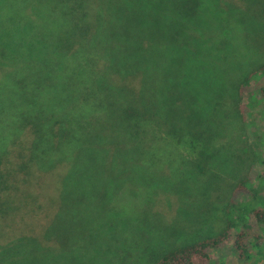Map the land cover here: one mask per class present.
<instances>
[{
  "label": "trees",
  "instance_id": "16d2710c",
  "mask_svg": "<svg viewBox=\"0 0 264 264\" xmlns=\"http://www.w3.org/2000/svg\"><path fill=\"white\" fill-rule=\"evenodd\" d=\"M203 1L124 0L113 15L123 24L141 16L150 24L165 18L172 31L153 53L136 47L126 57L127 40L87 36L91 25L76 19L84 17L83 0H6L0 18L3 37L25 30L38 46L25 52L11 47L23 41L19 35L0 41V195L8 201L0 203L1 214L14 210L6 207L18 198L19 208L28 205L31 179L44 182L62 168L56 214L74 216L72 237L84 241L89 231L88 240L101 238L108 245L116 238L125 244L120 235L135 232L133 240H144L139 258H148V264H210L211 252L231 240L238 257L245 258L250 234L243 225L232 235L238 228L232 214L237 208L245 212L247 205L230 203L218 215L208 204L219 177L206 175L209 161L219 155V169L232 168L231 157L220 151L224 145L215 147L212 140L216 128L211 114L218 110L208 95L218 80L204 73L212 67L208 60L197 57L217 52L212 50L217 45L200 37L191 42L199 53L190 52L186 38L173 36L180 27L197 26L209 12L199 8ZM221 12L218 8L214 16ZM141 68L151 79L160 76L152 94L115 86L116 76L121 74L120 82L133 81L132 69ZM250 81L264 104V63L245 75L241 85ZM232 188L256 196L247 177ZM125 190L137 193L140 203H120ZM169 195L176 197L177 207L165 228L158 206ZM252 214L264 221L262 209H252ZM198 226L209 227L210 235H202ZM161 229L191 234L156 252L152 247L167 242L152 239L163 236L154 234Z\"/></svg>",
  "mask_w": 264,
  "mask_h": 264
},
{
  "label": "rangeland",
  "instance_id": "374dc122",
  "mask_svg": "<svg viewBox=\"0 0 264 264\" xmlns=\"http://www.w3.org/2000/svg\"><path fill=\"white\" fill-rule=\"evenodd\" d=\"M5 2L6 0H0V18ZM123 2L124 0H83V10L80 11L83 12L84 17L76 19L91 25L88 37L96 35L127 40L129 44L126 48V57H130L131 50L136 47H140L144 52L153 53V49L157 42L163 39L162 37H172V31L168 29L165 18H161V22L150 24L145 21L144 16H141L123 24L118 16H113L114 10ZM200 4L201 10L209 9V12L196 21L197 26L193 30L180 27L179 32L173 33V36L181 41L186 38L190 52L196 50L191 42L200 37L214 40L215 42L212 43L217 45L215 48L211 47L212 50L217 49V52L214 51L209 56L200 53L197 57L201 62L208 60L212 67L204 68V73L215 81L218 80L209 87L208 95L210 102L217 101L218 110L217 113L211 114L214 117L212 123L216 128L212 133V140L215 147L224 145L220 151H225L227 157H231L232 168L229 165L228 169L220 170L216 162L219 155L209 161L206 175H219L220 178L218 177L212 186L208 204H210L209 208L218 215L230 203L240 207L247 205L245 212L237 208L232 214L233 220L238 224V228L232 230V235L235 237L241 227H244L243 225H246L245 231L250 234L248 239L250 245L244 259L238 257L231 240L220 249L211 252L210 264H264V221L258 222L252 214V209L255 208L264 211V104L259 103L257 99L259 97L258 90L254 87L255 81H250L247 87L241 85L245 75L264 63V0H217V2L205 0ZM218 8L222 12L214 16ZM155 19L151 18V21ZM4 34L5 31L0 32V41L17 35L24 38L17 44L12 42L11 47H15L18 51L22 48L25 52L32 49L30 47L38 46L34 40L29 41L27 37L33 35L27 34L25 30L3 37ZM132 71L136 72L133 73V81L120 82L117 79L125 72L121 68V74L115 77V86L129 91L132 89L134 93L149 90L150 94L153 88L158 87L160 76L151 79L152 76L144 75L147 71L144 68L138 71L132 69ZM63 172L64 169H58L50 174L49 178H45L44 182L39 181L38 178L31 179L32 182L27 188L31 196L27 199L28 205L19 208L17 205L22 199L18 198L11 206L6 207V209L15 207L14 210H7L6 214L0 212V264H148V258H139L141 251H144L141 245L144 240L141 243L136 239L133 240L135 232L132 235H120V230L115 232L126 241L125 244L116 243V238L110 239L108 245H102L104 241L100 243L101 238L88 240L89 231L84 241L71 236L74 216L67 213L56 214L59 184ZM246 177L256 194L254 198L249 192L239 194V191L236 192L232 188ZM21 178L22 176H18L16 179L17 185L22 182ZM140 200L141 197L137 193L127 190L118 198L120 203L127 204H139ZM5 202H8L6 197L0 195V203ZM158 207L162 209L161 218L166 228L172 224L171 220L176 215V197L173 195L163 197ZM241 216L244 218L243 222L239 220ZM198 228L202 235H210L209 227L200 229L198 226ZM145 233L150 234L149 231ZM159 233L163 236L155 235L153 238L152 236L147 238L167 239V242L152 247L156 252L180 244L183 237L191 234L186 232V229L171 233L161 229V232L154 234Z\"/></svg>",
  "mask_w": 264,
  "mask_h": 264
}]
</instances>
